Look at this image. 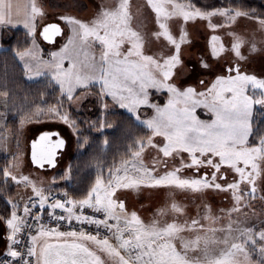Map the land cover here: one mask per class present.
<instances>
[{
  "label": "snow or ice",
  "instance_id": "snow-or-ice-1",
  "mask_svg": "<svg viewBox=\"0 0 264 264\" xmlns=\"http://www.w3.org/2000/svg\"><path fill=\"white\" fill-rule=\"evenodd\" d=\"M147 6L155 13L158 28L152 33L156 40L163 38L165 47L170 50L162 54H146L144 35L131 26L128 0H120L112 9H102L91 22H84L74 17H59L71 26V35L67 43L59 52L51 53L54 58L48 65L53 70V79L60 85L61 93L71 101L77 88H88L98 84L101 96L110 97L122 108L136 112L140 105L155 108L156 115L147 120L146 125L153 136L163 137L161 144H154L149 137L146 143L141 142L138 149L133 152V162H125L122 171H110L106 182L97 177L95 184L79 200L55 199L50 204L51 209H62L68 215L55 217L58 221L75 219L95 225H103L111 233L110 239L87 234L83 231H57L46 229L40 223L41 216L32 214L33 221L38 226L35 235H31V247L26 254L17 251L12 244L18 243L17 233L25 226L23 217L17 215L18 205L12 204L11 217L6 219L7 228L10 229L8 239L12 242L8 247L7 255L16 260V264H105L97 252L106 253L113 264H240L239 254H244L248 261L246 244H256L255 236L264 242V230L256 233L252 227L235 229L231 223L226 235L213 241L215 248L209 247L207 237L197 234L194 239H189L186 232H197L204 228L198 219L190 222H179L176 219L162 221L165 215L161 209L153 218L145 222L137 212L129 211L123 200L114 198L119 189L138 190L141 186L176 187L192 191H202L214 188L219 191H231L236 204L230 211H239L241 201L245 196L255 198L257 193V180L264 176V136L258 137V143H249L253 135L251 116L254 105L264 106V79L242 71L239 60H244L240 52L242 39L234 34L231 49H226L224 44L215 35L210 41V57L203 55L198 61V67L214 76L211 81L201 79L196 87L177 86L176 79L183 70L182 46L188 41V33L182 30L179 39L173 35L168 21L173 17H180L185 24L197 18L208 20L209 27L215 31L224 27V24H213L211 17L220 15L227 18V23L234 22L238 16L247 13L231 12L226 8H213L201 10L194 5L183 3L181 0H146ZM20 6L12 0H0V26L23 23L24 27L34 34L37 27V18L44 16V11L36 0H30L25 6L23 19H19ZM264 27V19L259 20ZM62 29L57 23H48L43 26L42 35L45 40L52 41L53 37L62 35ZM35 43V41H33ZM93 45L99 47V59L95 55H88L86 49ZM255 45L252 51H255ZM232 51L237 61H229L219 69H213L211 60H219L222 53ZM81 53L85 54L83 61L79 60ZM32 55L31 52L21 53ZM70 61V67H64V60ZM78 64L80 65L78 67ZM37 75L40 73L37 72ZM175 78V79H174ZM165 89L169 93L167 104L163 107L149 104L148 89ZM203 107L214 117L210 121L201 120L196 116V109ZM49 111L70 127L67 113H61L56 107ZM137 119L139 117L137 116ZM41 151L37 152V144L33 143L32 160L43 167L45 163L55 166L57 149L65 145L64 139L52 140L50 134L45 133L40 137ZM151 146L164 157L174 153H187L190 163L182 165L194 168L199 173L202 167L214 169L209 179V174L182 177L180 169L155 175V169L143 165L141 154L146 147ZM225 171L222 172L221 169ZM236 174L228 180L227 171ZM3 176H11L12 180L26 184L31 183L28 177L19 179L7 169ZM238 177V179H237ZM224 180L225 183H218ZM241 184L248 186L247 192L240 188ZM33 192L39 198L40 207L48 201L49 197L42 189L33 184ZM67 196V193H65ZM91 208L103 213V219L92 216L77 215L76 209ZM171 211L180 213L183 209L177 204L171 205ZM25 216L30 215L29 205L23 207ZM210 218V217H206ZM0 219H4L0 217ZM113 221V223H109ZM215 232L216 229H209ZM239 235H233V233ZM55 235L57 238H70L62 242L51 243L41 238ZM90 242V243H89ZM95 246V248L92 247ZM260 264H264V243L259 247ZM25 256L28 258L26 259ZM35 258L34 260L32 258ZM0 264H9L2 261ZM249 264L251 262L249 261Z\"/></svg>",
  "mask_w": 264,
  "mask_h": 264
},
{
  "label": "rangeland",
  "instance_id": "rangeland-1",
  "mask_svg": "<svg viewBox=\"0 0 264 264\" xmlns=\"http://www.w3.org/2000/svg\"><path fill=\"white\" fill-rule=\"evenodd\" d=\"M120 0H36V3L40 5L44 11V16L37 18V25L41 23L40 29L48 23L56 22L63 30L62 36H60L55 43L45 42L43 37L42 44L45 46L46 58L36 59L33 65L36 67L34 70L28 69L29 78H50L59 88L60 85L53 79V70L48 66L53 57L51 53L59 52L60 49L67 43V38L71 35V26L64 20H60L59 17H74L84 22H91L94 20L102 9L115 8ZM129 13L131 15V26L144 35L146 44V54H162L170 50L171 46L165 47L166 41L161 38L156 40L152 33L157 30L158 25L155 19V13L147 6L146 0H128ZM183 3L191 4V0H181ZM213 24H224V27L218 28L213 31L209 27L208 20L195 19L188 21L186 24L180 17H173L168 21L169 27L174 36L179 39V35L182 30H186L188 33V41L182 46V59L184 61L183 70L177 69V72L182 74L176 79L177 86H193L197 90H201L199 81L201 79L205 81H211L214 76L201 70L198 67V61L203 55L206 59L210 57V41L213 35L217 36L219 40L224 44L226 49H231L234 41V35L242 39L243 43L240 47L241 54L246 57L244 60H239L242 71H246L249 74L256 75L258 78L264 79V27L261 26L258 19H253L249 16H238L234 22L227 23V18L220 15H214L211 17ZM43 31H41L42 34ZM31 34V33H30ZM234 34V35H232ZM32 40L39 43V31L36 30L34 34L30 35ZM255 45V51H252V46ZM36 45V44H34ZM34 47V46H33ZM99 47L93 45L91 48L86 49L88 55H95L97 60L99 59ZM85 54L81 53L79 60L83 61ZM229 61H237L232 51H225L222 53L219 60H211L213 69H219L222 65ZM80 65L78 64V67ZM64 67H70V61L64 60ZM40 74L37 75L36 73ZM37 79V80H38ZM175 79V78H174ZM157 93V101L154 103L150 99L151 93ZM162 91L167 93L165 89H148L149 92V104L158 105L163 102V94H159ZM64 95V94H63ZM66 97V95H64ZM69 101V100H68ZM5 97L0 100V156L7 157L9 159L8 171L18 179L20 177H28L31 183L26 184L21 181L12 180L11 176L7 177V180L15 186V196L13 199H8L12 203L18 205L17 212L21 208L20 206L30 197L35 196L33 192V184L42 189L44 193H47L53 189H57L62 184L69 181V166L72 158L78 152V142H80L79 132L82 130L79 126V122L82 121L86 127H93L96 124L94 116L98 114L101 118L104 114L114 109L124 111L133 117V119L143 127H145L152 138L154 144H161L163 137L153 136L151 129L146 125L147 120L152 119L155 115V108L148 105H140L136 112L130 111L128 108H122L114 102L110 97L101 96L99 93V86L90 85L88 88H77L75 90L74 98L69 101L70 107L73 109L70 111L64 108H57L61 113H67L70 121L74 122V126L70 127L65 124L58 117H55L53 113L49 112L45 118L38 120L36 117L30 121H24L19 129V134L16 139L5 130ZM153 103V104H152ZM163 104V103H162ZM159 106V105H158ZM4 110V111H3ZM255 111H261L264 116V106L254 105L251 120V127L253 121V115ZM137 116L139 119H137ZM196 116L205 121H210L214 117L205 108L198 107L196 109ZM4 126V128H3ZM58 130V134L65 139V149L59 152V156L56 159L54 167L50 168L49 165H43V168L37 167L31 159V143L43 132ZM102 130V129H101ZM250 138V137H249ZM147 138L143 143H146ZM143 165L149 169H155V175H162L165 172L172 171L174 169H180L179 175L182 177H192L194 175L199 176L203 172L209 174L214 169L208 167H202L199 173L195 172L194 168L184 167L182 165L189 164L190 158L187 153L173 154L170 157H164L162 153L158 152L151 146L146 147L140 158ZM133 162V157L127 161ZM125 163L119 168L122 171ZM116 169V170H117ZM116 170L113 172L115 173ZM225 171L224 168L221 169ZM236 174L231 170L227 171L228 180H232ZM101 180L106 182V177H101ZM238 179V177H237ZM218 183L224 184V180H218ZM257 193L255 198L245 196L241 201L239 211H230L233 209L236 202L234 201L231 191H219L214 188L204 189L202 191H192L189 189H179L176 187H146L141 186L138 190L133 189H119L116 191L114 198L123 200L127 209L137 212V214L145 220L150 221L154 214L159 210H165V215L160 217L162 221H171L176 219L179 222L185 220L191 221L198 219L201 225H204L203 229L197 232H186L185 235L189 239H194L197 234L202 237L201 245L203 246V238L207 237L209 240V247L215 248V240H220L226 235L228 225L231 223L232 228L237 227L247 228L252 227L256 233L264 230V176L259 178L256 182ZM240 188L243 192H247L248 186L241 184ZM175 203L180 206L183 211L180 213H174L171 211V205ZM12 211V204L9 203ZM210 217V218H206ZM113 222V221H112ZM5 225V226H4ZM209 229H216L215 232L209 231ZM6 234L10 232L7 228L6 221L0 219V246L3 243ZM233 235H239L234 232ZM113 244L116 241L111 237H108ZM255 246L249 242L246 244V251L248 254V261L245 260L244 254L238 255L240 264H260L261 257L259 255V247L261 242L259 236H255ZM90 243V242H89ZM95 248L94 245H92ZM1 250V249H0ZM2 252V251H0ZM105 264H113V261L106 253L97 252ZM256 256L258 261L253 259Z\"/></svg>",
  "mask_w": 264,
  "mask_h": 264
},
{
  "label": "trees",
  "instance_id": "trees-1",
  "mask_svg": "<svg viewBox=\"0 0 264 264\" xmlns=\"http://www.w3.org/2000/svg\"><path fill=\"white\" fill-rule=\"evenodd\" d=\"M192 5L203 10L226 8L231 12L247 13L253 19H264V0H191ZM30 34L22 29L5 28L1 34L0 51V97L6 99V129L16 139L24 121L38 117L44 119L50 108L73 110L60 88L47 77L35 81L27 79L17 55L31 46ZM96 124L86 127L82 121L79 126L80 142L78 152L69 166V181L56 190L67 193L73 200L83 198L95 184L97 177H108L117 168L132 158L138 145L149 138V131L138 124L132 116L114 109L101 118L94 116ZM102 129V130H101ZM249 143H258L264 136V116L255 111ZM9 159L0 156V217L6 220L11 216L8 199L15 196V186L3 176L8 169ZM258 261L256 256H253Z\"/></svg>",
  "mask_w": 264,
  "mask_h": 264
},
{
  "label": "built area",
  "instance_id": "built-area-1",
  "mask_svg": "<svg viewBox=\"0 0 264 264\" xmlns=\"http://www.w3.org/2000/svg\"><path fill=\"white\" fill-rule=\"evenodd\" d=\"M48 201L44 204L43 208L40 207L39 198L38 197H31L25 203V205H29L30 207V215L25 216L23 212V206L19 212L18 216L23 217L25 220V226L22 227V230L17 233L16 240L18 243L12 244V246L17 250L20 251L22 254H26L29 247H31V235H35L38 231L37 224L33 221L32 214H39L41 216L40 223H43L46 229H55L57 231H77V232H85L87 234L96 235L99 234L100 237H109L111 234L108 229H106L103 225H95L87 222L77 221L74 218L70 221L68 219L65 220H57L55 217L57 216H65L67 217V213L64 212L62 209H51L50 204L54 202L55 199H60L64 201L65 199H72L68 195L65 196L64 192L60 191H51L48 195ZM73 200V199H72ZM77 215H85V216H92L98 219H103V213L96 212L91 208L85 207L84 209H76ZM109 223H113L109 221ZM12 242H10L11 244ZM9 244V245H10ZM9 247V246H8ZM8 249L5 253L0 255V262L8 261L9 264H16V260L12 257L7 255ZM27 259L28 257L25 256ZM35 259L34 257L32 258Z\"/></svg>",
  "mask_w": 264,
  "mask_h": 264
},
{
  "label": "crops",
  "instance_id": "crops-1",
  "mask_svg": "<svg viewBox=\"0 0 264 264\" xmlns=\"http://www.w3.org/2000/svg\"><path fill=\"white\" fill-rule=\"evenodd\" d=\"M12 2L13 3H15V4H18L19 6H20V16H19V19H23V12H24V8H25V6H27L29 3H30V0H12ZM53 23H56V22H53ZM58 24V23H57ZM40 26H41V23L39 24V25H37V27H36V30H38L39 31V43L38 42H35V43H33V41H34V39L32 40V43H31V46H30V48L28 49V50H26L25 52H23V53H27V52H31L32 53V55H24L23 56V58H21V53L20 54H18L17 55V58H18V61H19V63L21 64V66L23 67V69H24V71H25V74H26V77H27V79L28 80H30V81H35V80H37L38 78H29V76H28V69L29 68H31V70H34L35 69V67H36V64L37 63H35V66L33 65V63L36 61V59H41V58H46L45 56L47 55L46 53V50H45V46L43 45L44 44V42H43V35L41 34V31H43V27H42V30L40 29ZM5 28H16V29H22V30H24V31H26V32H28L29 34H30V32H29V30L27 29V28H25L24 27V25H23V23H16V24H12V25H3V26H0V51L1 50H3V47H2V45H1V34H2V31L5 29ZM62 32H63V30H62ZM31 35V34H30ZM60 36H62V35H58L57 37H56V39L54 40V42H52V44L53 43H55L56 41H57V39L60 37ZM46 41V40H45ZM42 42H43V44H42ZM51 43V42H50ZM34 44H36V45H34ZM34 46V47H33ZM32 60L34 61V62H32ZM41 77H39V79H40ZM161 92V91H160ZM157 93H158V91H156V92H154V93H151V95H150V99H151V101L154 103L155 101H157ZM159 94H163L164 95V97L162 98L163 99V104L162 103H158V105L160 106V107H163L164 105H166L167 104V101H168V99H169V93L167 92H165V91H162L161 93H159ZM0 100H2V97H0ZM6 103V102H5ZM152 103V104H153ZM151 104V103H150ZM3 109H6V104H5V108H3ZM4 111V110H3ZM3 128H4V126H3ZM5 130H7L6 129V125H5ZM48 131V130H47ZM51 131V130H50ZM52 132H59L58 130H52ZM65 140V139H64ZM26 203V201L20 206V207H22L24 204ZM17 215H18V213H17ZM11 217V216H10ZM4 221H6V220H4ZM5 226V225H4ZM10 235V232L9 233H7L6 234V237H5V232H4V239H3V243H2V245L0 246V251H2V252H0V255L1 254H3V253H5V251L8 249V246H9V244H10V240L8 239V236ZM65 239H70V238H57L55 235H53V236H50V237H45V238H41V243H43L44 242V240H47L48 242H51V243H57V242H62L63 240H65Z\"/></svg>",
  "mask_w": 264,
  "mask_h": 264
},
{
  "label": "water",
  "instance_id": "water-1",
  "mask_svg": "<svg viewBox=\"0 0 264 264\" xmlns=\"http://www.w3.org/2000/svg\"><path fill=\"white\" fill-rule=\"evenodd\" d=\"M56 37L57 36H55V37H53V40L52 41H48V42H54V40L56 39ZM45 133H48V134H50V137H51V139L52 140H57V139H64L61 135H59L58 134V132H43V133H41L32 143H31V159H32V151H33V143H36L37 144V152L39 153L40 151H41V147H42V145H41V143H40V137L42 136V135H44ZM65 149V145H64V147L63 148H61V149H57V151H56V156H55V164H56V159L58 158V156H59V152L60 151H63ZM33 161V160H32ZM33 163H34V161H33ZM37 167H39V168H43V167H40L38 164H36V163H34ZM44 165H47V163H45ZM49 165V164H48ZM49 167L50 168H52V167H54V166H52V165H49Z\"/></svg>",
  "mask_w": 264,
  "mask_h": 264
},
{
  "label": "flooded vegetation",
  "instance_id": "flooded-vegetation-1",
  "mask_svg": "<svg viewBox=\"0 0 264 264\" xmlns=\"http://www.w3.org/2000/svg\"><path fill=\"white\" fill-rule=\"evenodd\" d=\"M204 173H206V172H203L201 175H203Z\"/></svg>",
  "mask_w": 264,
  "mask_h": 264
}]
</instances>
